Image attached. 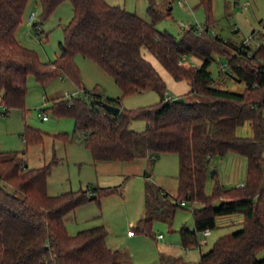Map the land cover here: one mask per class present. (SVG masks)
Returning a JSON list of instances; mask_svg holds the SVG:
<instances>
[{
    "label": "trees",
    "instance_id": "1",
    "mask_svg": "<svg viewBox=\"0 0 264 264\" xmlns=\"http://www.w3.org/2000/svg\"><path fill=\"white\" fill-rule=\"evenodd\" d=\"M65 0H40L43 17L49 16ZM74 15L64 27L61 54L44 62L38 53L16 37L29 0H0V106L3 114L11 109H25L30 74L45 83L65 75L82 89L81 71L75 62L82 55L97 63L112 76L122 96L109 97L89 92L66 99H54V115L72 117L75 137H81L94 161H155L162 153L179 157L178 192L171 198L152 182L145 186V216L137 232L151 234L153 223L171 222L178 206L195 202L192 210L195 227L180 229L183 248L201 246L200 235L217 227L221 216L240 213L242 228L219 237L197 264H264V19L262 29L253 32L260 43L239 44L224 40L210 31L212 0H200L208 13L207 31L197 35L195 26L179 37L157 27V21L171 14L159 10L153 0L147 9L151 21L106 0H70ZM38 23L34 28L38 32ZM235 32H239L236 29ZM152 53L177 80L191 85L184 102L168 98L165 80L144 56ZM215 54L229 57V68L214 78L210 66ZM189 56L200 60L199 66L180 61ZM232 78L244 82L242 92L228 89L224 82ZM153 90L160 95L155 105L128 109L123 97ZM98 99L118 106L113 114L94 103ZM143 119V131L131 129L133 120ZM248 123L252 136L237 133ZM28 145L43 142L44 134L25 125ZM70 141L68 134L54 136ZM238 153L247 159L243 186L227 188L213 176L211 194L206 192L211 161ZM24 155V152H23ZM52 164L31 167L18 151L0 150V264H135L121 250L107 244L104 225L86 228L71 235L65 216L101 195L115 193V188L69 190L59 195L48 193ZM150 173L145 177L149 180ZM90 193L96 195L92 198ZM185 204H182V202ZM204 237V235H203ZM161 255L163 263H180L182 258Z\"/></svg>",
    "mask_w": 264,
    "mask_h": 264
},
{
    "label": "rangeland",
    "instance_id": "2",
    "mask_svg": "<svg viewBox=\"0 0 264 264\" xmlns=\"http://www.w3.org/2000/svg\"><path fill=\"white\" fill-rule=\"evenodd\" d=\"M106 1L109 4L126 8L128 11L136 12L151 21L147 11L150 0ZM153 1L163 13L172 7L170 15L157 21V27L161 30H167L179 37L191 25H207L208 13L200 0ZM32 12L36 13L34 23L39 24L38 32L33 24H29V16ZM73 15V5L70 0L63 1L45 18L40 0H29L16 37L23 45L34 49L42 61L49 62L61 54L60 42L64 41V27L71 21ZM263 19L264 0H212L210 31L220 35L224 40L239 44L247 39L249 44L255 48L260 41L257 37H252L253 31L257 32L262 29ZM236 29L239 32H235ZM214 57L210 71L214 78H218L222 64L230 70L229 57L220 54H215ZM75 62L81 71L82 89L65 75H58L41 83L34 74H30L27 82L25 109L14 108L8 115H4V108L0 106V150L18 151L31 167L52 164L56 159L57 162L52 165L48 177L50 195H59L69 190L120 186L115 193L101 195L99 200L89 201L68 213L65 216V224L71 235L86 228L104 225L108 230V246L121 250L125 255H130L129 259L135 264H166L161 261L162 253L177 254L182 258V262L177 264L190 262L197 264L201 253L210 250L219 237L242 228V214L219 217L218 225L211 230L212 234L206 237V243L189 249L183 248L181 244L180 229L184 226L194 229L192 210L200 207L197 202L187 203L184 207L178 206L171 222L155 220L151 234L137 232L136 227L146 213L144 166L133 165L132 170L125 171L126 167L123 164L121 167L97 164L108 161H94L91 151L86 148L81 137H75L74 119L54 115L50 109L54 99H66L72 94L83 95V87L89 92L101 93L109 97L122 96V90L114 78L93 60L77 55ZM187 62L191 66H199L201 63L198 58L192 56L187 58ZM165 72H163L164 77H166ZM224 84L228 89L238 92L244 91L246 87L244 82L232 78L226 79ZM174 91L168 86V94L176 98ZM192 99H194L193 95L187 96V100ZM159 101L160 95L156 91L149 90L123 97L122 103L128 109H136L155 105ZM45 113L49 117L48 120L42 118ZM25 125L40 130L44 134L43 142L33 145L26 144L23 136ZM146 125L143 119L133 120L131 129L143 131ZM61 133L68 134L73 140L63 141L54 137ZM237 133L241 136H252L248 123L240 126ZM148 163V171L152 175L151 181L162 185L166 192L170 193L171 198H174L178 192L179 160L177 154L165 153L155 161L147 160L146 170ZM213 169L217 171V180L225 187H238L246 179L247 159L238 153H229L224 157L214 156L206 183L207 194L213 191L214 179L211 175ZM89 195L92 196L93 193ZM131 229L135 232L133 238L128 235ZM160 235H163L162 239H159ZM200 237L203 238V235L201 234ZM263 256L264 251H261L259 257Z\"/></svg>",
    "mask_w": 264,
    "mask_h": 264
},
{
    "label": "crops",
    "instance_id": "3",
    "mask_svg": "<svg viewBox=\"0 0 264 264\" xmlns=\"http://www.w3.org/2000/svg\"><path fill=\"white\" fill-rule=\"evenodd\" d=\"M172 8V7H171ZM254 32V31H253ZM144 56L149 60V61H151V63L156 67V69L160 72V74H161V76L163 77V79L165 80V82H166V85H167V89H168V86H170L173 90H175L174 92H176L175 93V95H176V98H178V97H181V96H185L189 91H190V89H191V85H190V83H189V81L188 80H186V79H181V80H177V79H175L174 77H173V75L171 74V73H169V71L167 70V69H163V68H165V67H163V65L158 61V59L152 54V53H150V52H148L147 50H144ZM159 66H160V68L162 69H160L159 68ZM165 70L167 71V72H165ZM163 72H165V74H166V77H164V75H163ZM168 96H170L171 98H174L173 96H171V94L169 93L168 94ZM117 97H119V96H117ZM123 107H125L124 105H123ZM125 108H127V107H125ZM163 155L165 154V153H162ZM161 154H159L157 157H156V159L160 156ZM178 156V155H177ZM155 159V160H156ZM147 160H149L148 158H141V159H136V160H134V161H131V162H124V163H120V162H112V161H108V162H98L97 164H106V165H114V166H118V167H121L122 165L121 164H123L124 165V167H126V170L125 171H129V170H132L133 168H134V166L133 165H136L137 167H141V166H144V177H145V173L148 171V168H149V163L148 164H146L147 165V170L145 169V163H146V161ZM178 160H179V157H178ZM150 173V172H149ZM178 175H179V173H178ZM152 178V175H150V179L148 180L146 177H145V179H146V183H147V181H150V182H152L151 179ZM155 186H157L158 188H160L161 189V192L163 193V192H166V189H164V187L162 186V185H159V184H157V183H155V182H152ZM241 184H244V182L243 183H241ZM178 185H179V181H178V176H177V187H178ZM240 186H242V185H240ZM163 188V189H162ZM167 194H169L170 195V193H168V192H166ZM170 197H172L171 195H170ZM211 234H212V231H211ZM210 234V235H211ZM209 235V236H210ZM135 235H133V236H130L131 238H133ZM163 238V237H162ZM162 238H160L159 237V239H162ZM162 254H164L165 256H171L170 254H166V253H162ZM161 254V255H162ZM175 255V254H174ZM128 258H130V255H126ZM175 256H177V254L175 255ZM172 257V256H171ZM192 263H194V262H192Z\"/></svg>",
    "mask_w": 264,
    "mask_h": 264
},
{
    "label": "built area",
    "instance_id": "4",
    "mask_svg": "<svg viewBox=\"0 0 264 264\" xmlns=\"http://www.w3.org/2000/svg\"><path fill=\"white\" fill-rule=\"evenodd\" d=\"M35 17H36V13H35V12H32V13L30 14V16H29V24H33V25H34ZM191 27H192V25L189 26V27H187V29H189V28H191ZM195 28H196V33H197V35H202V34H204V33L207 31L206 27H205V26H202V25L195 26ZM211 33H212L213 35H215L214 32H211ZM252 37H253V35H252ZM247 43H248V40L246 39V40L244 41V44H247ZM180 63H181V64L188 63V62H187V57L184 56V59H183L182 61H180ZM227 70H228L227 66H225L224 64H222V65H221V71H222V72H226ZM75 95H76V94H72L70 97L75 96ZM168 98H171V97L168 96ZM42 118H43V120H48V119H49L47 113H45L44 115H42ZM243 185H244V184H242V186H243ZM163 193H164V192H163ZM182 204H185V202L183 201ZM210 234H211V230H205V231L203 232L204 237H203V239H201V244L206 243V237L209 236ZM128 235H129V236H133V235H135L134 230H132V229L129 230ZM159 237L162 238L163 235H160ZM188 264H195V263L190 262V263H188Z\"/></svg>",
    "mask_w": 264,
    "mask_h": 264
},
{
    "label": "water",
    "instance_id": "5",
    "mask_svg": "<svg viewBox=\"0 0 264 264\" xmlns=\"http://www.w3.org/2000/svg\"><path fill=\"white\" fill-rule=\"evenodd\" d=\"M175 101H179V102H184V99L183 98H176ZM94 103H97V104H102V106L104 108H106L108 111L112 112L113 114H118L120 111H121V108L118 107V106H115L113 104H110V103H107V102H101L100 100L98 99H94L93 100ZM53 115V114H52ZM216 170H212L211 171V175H214ZM96 195H93L92 198H95Z\"/></svg>",
    "mask_w": 264,
    "mask_h": 264
}]
</instances>
